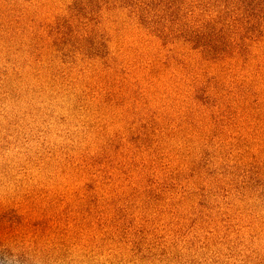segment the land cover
<instances>
[{"label": "rangeland", "instance_id": "1", "mask_svg": "<svg viewBox=\"0 0 264 264\" xmlns=\"http://www.w3.org/2000/svg\"><path fill=\"white\" fill-rule=\"evenodd\" d=\"M264 264V0H0V261Z\"/></svg>", "mask_w": 264, "mask_h": 264}, {"label": "clouds", "instance_id": "2", "mask_svg": "<svg viewBox=\"0 0 264 264\" xmlns=\"http://www.w3.org/2000/svg\"><path fill=\"white\" fill-rule=\"evenodd\" d=\"M0 264H8L6 259H3V261H0Z\"/></svg>", "mask_w": 264, "mask_h": 264}]
</instances>
